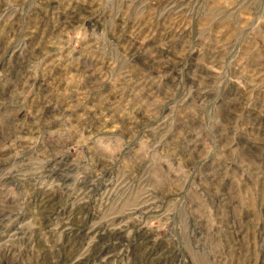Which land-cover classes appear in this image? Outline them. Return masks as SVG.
<instances>
[{
    "label": "rangeland",
    "instance_id": "rangeland-1",
    "mask_svg": "<svg viewBox=\"0 0 264 264\" xmlns=\"http://www.w3.org/2000/svg\"><path fill=\"white\" fill-rule=\"evenodd\" d=\"M0 264H264V0H0Z\"/></svg>",
    "mask_w": 264,
    "mask_h": 264
}]
</instances>
